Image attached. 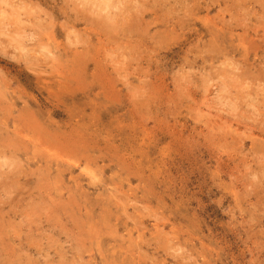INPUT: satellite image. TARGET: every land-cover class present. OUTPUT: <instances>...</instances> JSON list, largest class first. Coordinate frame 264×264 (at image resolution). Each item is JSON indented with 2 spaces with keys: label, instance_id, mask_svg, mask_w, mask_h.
<instances>
[{
  "label": "rangeland",
  "instance_id": "374dc122",
  "mask_svg": "<svg viewBox=\"0 0 264 264\" xmlns=\"http://www.w3.org/2000/svg\"><path fill=\"white\" fill-rule=\"evenodd\" d=\"M263 88L264 0H0V264H264Z\"/></svg>",
  "mask_w": 264,
  "mask_h": 264
},
{
  "label": "bare ground",
  "instance_id": "6f19581e",
  "mask_svg": "<svg viewBox=\"0 0 264 264\" xmlns=\"http://www.w3.org/2000/svg\"><path fill=\"white\" fill-rule=\"evenodd\" d=\"M107 1H109V0H107ZM141 13V12H140ZM114 15V14H113ZM135 19V18H134ZM101 20V19H100ZM105 20V19H104ZM105 22V21H104ZM117 28V27H116ZM115 30V29H114ZM111 36H112V34H111ZM134 52V51H133ZM51 53V52H50ZM52 58V57H51ZM264 89V88H263ZM13 132H15V131H13ZM17 133V132H16ZM20 134V133H19ZM12 140V139H11Z\"/></svg>",
  "mask_w": 264,
  "mask_h": 264
}]
</instances>
